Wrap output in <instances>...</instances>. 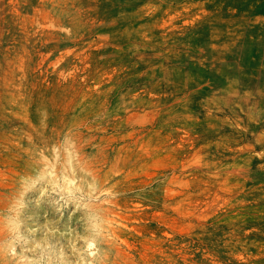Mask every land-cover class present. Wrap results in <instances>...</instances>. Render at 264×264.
<instances>
[{
    "label": "rangeland",
    "instance_id": "rangeland-1",
    "mask_svg": "<svg viewBox=\"0 0 264 264\" xmlns=\"http://www.w3.org/2000/svg\"><path fill=\"white\" fill-rule=\"evenodd\" d=\"M0 264H264V0H0Z\"/></svg>",
    "mask_w": 264,
    "mask_h": 264
}]
</instances>
